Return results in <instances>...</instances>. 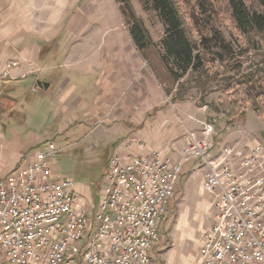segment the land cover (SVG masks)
<instances>
[{
    "label": "built area",
    "instance_id": "obj_1",
    "mask_svg": "<svg viewBox=\"0 0 264 264\" xmlns=\"http://www.w3.org/2000/svg\"><path fill=\"white\" fill-rule=\"evenodd\" d=\"M20 65L17 58L6 62L0 87L36 71ZM32 90H39L38 82ZM202 125L200 135L187 128L178 160L156 148L114 151L93 211L76 182L56 173L52 159L59 148L49 141L46 150L0 176V264H151L190 159L207 167L202 188L214 195L215 207L198 264H264V143L218 142L214 123Z\"/></svg>",
    "mask_w": 264,
    "mask_h": 264
},
{
    "label": "crops",
    "instance_id": "obj_2",
    "mask_svg": "<svg viewBox=\"0 0 264 264\" xmlns=\"http://www.w3.org/2000/svg\"><path fill=\"white\" fill-rule=\"evenodd\" d=\"M89 8V4L82 3L66 15L65 22L49 31L36 30L41 24L22 22L17 12L5 9L0 28V70L7 61L17 58L21 60L20 69L26 71L33 65L36 71L2 84L0 125L5 110L12 108L11 114L20 110L28 120L54 117L51 123L55 128L48 130L50 135L55 133L53 136L73 134L81 124L86 130L84 136L104 137L113 147L111 154L116 150L148 153L156 148L171 160L180 159L187 128L200 135V123L207 121L209 106L203 104L195 110L186 99L172 102L124 23L101 25L91 21L90 13H86L91 11ZM38 81L49 86H39L35 92L32 85ZM243 127L248 131L246 123ZM241 133L242 137L232 143L250 142ZM53 136L46 139L51 141ZM130 137L136 140L131 143ZM42 140L39 136L27 137L14 148L0 142V176L29 162L46 143ZM139 141L145 146L141 147ZM195 160L184 162L181 175ZM197 161L205 174L207 167ZM78 189L86 200L89 193ZM207 195L213 202L214 195Z\"/></svg>",
    "mask_w": 264,
    "mask_h": 264
},
{
    "label": "rangeland",
    "instance_id": "obj_3",
    "mask_svg": "<svg viewBox=\"0 0 264 264\" xmlns=\"http://www.w3.org/2000/svg\"><path fill=\"white\" fill-rule=\"evenodd\" d=\"M180 1L186 11L190 10L191 0ZM84 2L91 7L89 8L91 11L86 12L87 14L90 13L91 21L100 22L101 25H105V22L111 25H119L120 22H123V25L126 26L125 18L114 0H0V7L3 12L5 9H9L13 13L17 12L22 22L25 20L31 22L30 20H32V22L41 24V28L36 30L49 31L65 22L66 20L63 19H66V15ZM132 3L137 15L143 20L151 37L159 47L164 35V26L160 18L155 12L144 10L138 0H132ZM224 23L223 27L230 38L229 32H231L232 24L229 22ZM231 38L238 47L237 51L241 49L243 52L242 55H239L243 62V69L246 71L256 70L261 59V51L264 53V37L260 43V52H254L252 48L244 50L250 48V44L238 34ZM259 75H262V73L260 72ZM187 77L184 79H187ZM218 86L219 83L216 81L211 82V91L204 97L205 103L210 106L209 116L206 120L214 123L217 141L232 143L239 139L238 137H242L239 136V131H242L241 134L248 141L264 143L260 131L263 127V120L261 121L257 116L252 102L248 104L245 113L230 124L216 110L215 105L218 104V99L222 93V89ZM255 90L254 88L250 90L252 97ZM31 95L35 94L31 93ZM186 101V104L192 106L195 110L204 104L200 97V90L197 87H192L189 90ZM6 110L3 113L0 125L1 137L4 136V138H1L0 142L8 145L9 148H14L21 141L27 140V137L36 138L39 136L43 137L42 141L46 140V143H42L40 147L46 150L50 141L46 138H50L55 134L50 135L48 133L49 129L55 128V125L51 123L54 117H47L43 120L41 117H34L28 120L20 110L19 112L14 111L16 114H11L12 108ZM244 123H246L248 131L242 129L245 128L243 127ZM200 124L202 127L200 131H202L203 125ZM78 126L80 128L73 134H59V136L51 137L59 148L52 161L55 164L57 174L72 178L78 187L83 188L85 193H89L90 197L86 196V204L91 207L87 210L93 211L98 204L95 202L98 201L97 197L103 170H106V158L111 154L113 147L106 143L104 137L100 139L94 138L93 135L84 136L86 130L82 128L81 124H78ZM201 168V163L195 160L184 169L176 195L168 208L161 231V240L152 251L151 264H198V248L204 232L213 222L215 213L211 197L202 188L201 181L204 178V171ZM3 174L1 173V176Z\"/></svg>",
    "mask_w": 264,
    "mask_h": 264
},
{
    "label": "trees",
    "instance_id": "obj_4",
    "mask_svg": "<svg viewBox=\"0 0 264 264\" xmlns=\"http://www.w3.org/2000/svg\"><path fill=\"white\" fill-rule=\"evenodd\" d=\"M114 1L131 40L172 102L186 99L189 90L197 87L202 103L208 105L204 97L211 91V82L216 81L222 93L215 107L229 124L245 113L250 102L264 121V53L260 47L264 0H191L188 11L180 0H138L144 10L155 12L164 26L159 47L132 0ZM224 22L232 24L230 38ZM236 34L250 44L244 50L261 51L256 70L243 69L239 56L243 52L237 51L231 38ZM262 136L264 139V130Z\"/></svg>",
    "mask_w": 264,
    "mask_h": 264
},
{
    "label": "water",
    "instance_id": "obj_5",
    "mask_svg": "<svg viewBox=\"0 0 264 264\" xmlns=\"http://www.w3.org/2000/svg\"><path fill=\"white\" fill-rule=\"evenodd\" d=\"M38 85L40 86V87H48L49 86V84L48 83H45V82H42V81H38Z\"/></svg>",
    "mask_w": 264,
    "mask_h": 264
}]
</instances>
